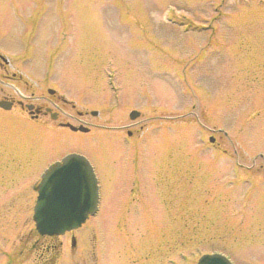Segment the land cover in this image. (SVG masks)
<instances>
[{
	"label": "rangeland",
	"instance_id": "374dc122",
	"mask_svg": "<svg viewBox=\"0 0 264 264\" xmlns=\"http://www.w3.org/2000/svg\"><path fill=\"white\" fill-rule=\"evenodd\" d=\"M0 52L26 94L43 80L105 126L7 127L30 164L0 185V264L33 227L32 179L69 152L100 180L103 264H264V0H0Z\"/></svg>",
	"mask_w": 264,
	"mask_h": 264
},
{
	"label": "flooded vegetation",
	"instance_id": "af4514ba",
	"mask_svg": "<svg viewBox=\"0 0 264 264\" xmlns=\"http://www.w3.org/2000/svg\"><path fill=\"white\" fill-rule=\"evenodd\" d=\"M38 82L39 93L26 94L24 91L29 89V82L13 70L10 59L0 52V128H5L0 129V170L6 172L0 182L2 186L16 185L24 181L22 175L15 170L30 164L25 159L26 155L23 156L24 152L10 141V129L8 131L7 127L28 128L37 132L66 129L81 133L90 132L95 126L105 127L87 120L86 116L92 115L91 111L76 110L73 102L57 94L54 88L45 82L42 83L43 80ZM68 123L83 125L87 130H73ZM126 132L131 133L130 129H126ZM62 156L48 159L41 166L42 172ZM99 181L98 177V183ZM32 187L34 188L35 184H32ZM8 200L14 203L21 201V193H10ZM12 205L14 206L13 203ZM31 211L33 212L32 208ZM87 220L80 226L59 234L40 233L34 225L26 231L16 232L11 252L6 248V251L1 250L6 257L3 264H16V258H19L21 263L33 264H103L96 252L100 238L96 237L94 228L87 230ZM84 228L87 233L82 232Z\"/></svg>",
	"mask_w": 264,
	"mask_h": 264
},
{
	"label": "water",
	"instance_id": "95a60500",
	"mask_svg": "<svg viewBox=\"0 0 264 264\" xmlns=\"http://www.w3.org/2000/svg\"><path fill=\"white\" fill-rule=\"evenodd\" d=\"M97 114V111H92ZM139 112L131 110L129 117ZM71 129L86 130L68 123ZM213 141V137L210 138ZM33 220L41 233L55 234L80 225L97 207V179L87 158L69 153L45 171L38 184ZM195 264H231L220 253H206Z\"/></svg>",
	"mask_w": 264,
	"mask_h": 264
}]
</instances>
